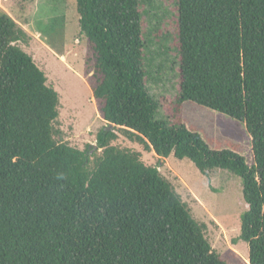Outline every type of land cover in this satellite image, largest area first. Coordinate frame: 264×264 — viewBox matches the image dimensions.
I'll return each instance as SVG.
<instances>
[{"label": "trees", "instance_id": "1", "mask_svg": "<svg viewBox=\"0 0 264 264\" xmlns=\"http://www.w3.org/2000/svg\"><path fill=\"white\" fill-rule=\"evenodd\" d=\"M103 120L78 149L54 127L58 93L0 11V264H228L186 204L118 133L203 174L241 179L239 236L264 264V0H176L178 95L168 117L150 93L142 8L148 0H73ZM190 102L244 123L254 163L210 148L180 116Z\"/></svg>", "mask_w": 264, "mask_h": 264}, {"label": "rangeland", "instance_id": "2", "mask_svg": "<svg viewBox=\"0 0 264 264\" xmlns=\"http://www.w3.org/2000/svg\"><path fill=\"white\" fill-rule=\"evenodd\" d=\"M176 0H148L142 8L148 41V88L161 103L158 117H168L178 95L176 51ZM0 11L12 18L27 35L17 45L43 71L46 84L58 93L54 127L59 140L80 150L95 145V134L111 128L101 117L91 92V70L84 64L88 47L79 33L73 0H0ZM180 116L196 129L210 148H230L251 166V138L244 123L188 101ZM114 145L140 153L141 161L155 166L186 204L191 217L205 225L211 249L228 264H249L248 245L239 236L240 215L247 209L241 179L224 169L201 173L187 158H166L118 133Z\"/></svg>", "mask_w": 264, "mask_h": 264}]
</instances>
